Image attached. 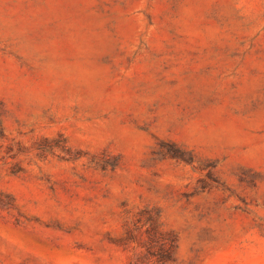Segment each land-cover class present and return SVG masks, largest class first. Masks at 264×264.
<instances>
[{
    "label": "rangeland",
    "instance_id": "1",
    "mask_svg": "<svg viewBox=\"0 0 264 264\" xmlns=\"http://www.w3.org/2000/svg\"><path fill=\"white\" fill-rule=\"evenodd\" d=\"M0 264H264V0H0Z\"/></svg>",
    "mask_w": 264,
    "mask_h": 264
}]
</instances>
